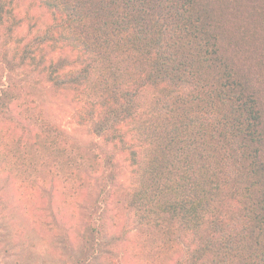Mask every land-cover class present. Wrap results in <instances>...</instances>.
Listing matches in <instances>:
<instances>
[{
    "label": "trees",
    "instance_id": "trees-1",
    "mask_svg": "<svg viewBox=\"0 0 264 264\" xmlns=\"http://www.w3.org/2000/svg\"><path fill=\"white\" fill-rule=\"evenodd\" d=\"M38 2L53 21L24 42L20 0H0V119L17 114L0 138L12 166L26 177L49 167L78 208L102 176L151 257L264 264V0ZM45 87L80 96L114 151L99 163L78 151L30 96ZM121 153L134 181L111 191ZM92 209L73 264L101 248Z\"/></svg>",
    "mask_w": 264,
    "mask_h": 264
},
{
    "label": "rangeland",
    "instance_id": "rangeland-1",
    "mask_svg": "<svg viewBox=\"0 0 264 264\" xmlns=\"http://www.w3.org/2000/svg\"><path fill=\"white\" fill-rule=\"evenodd\" d=\"M19 10L24 24L18 37L24 42L53 21L52 14L38 0H20ZM4 66L0 62V89L9 83ZM31 93V97L34 95L40 101L46 118L63 128L77 150L86 153L91 161L99 163L105 154L114 151L93 133L90 123L81 115L84 103L80 96L69 92L54 94L46 87L42 92L35 89ZM16 115L14 108L9 119H0V132L5 126H13L12 117ZM2 137L0 264H73L70 250L80 253L81 231L92 208L100 215L104 233L101 248L89 264H174L176 256L154 258L148 254L149 250L143 249L130 214L117 207L107 190L102 191V176H92L91 187L82 193V207L78 208L73 199L58 191L49 167L30 177L21 176L12 166L11 156L6 155L12 143L9 139L5 143V136ZM116 162L118 177L111 191L129 187L134 181L133 167L126 154H117Z\"/></svg>",
    "mask_w": 264,
    "mask_h": 264
}]
</instances>
